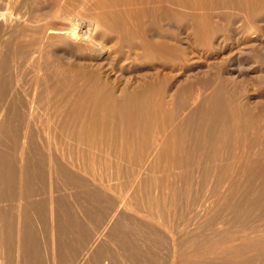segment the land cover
<instances>
[{"label":"rangeland","instance_id":"374dc122","mask_svg":"<svg viewBox=\"0 0 264 264\" xmlns=\"http://www.w3.org/2000/svg\"><path fill=\"white\" fill-rule=\"evenodd\" d=\"M30 5L0 82L75 165L93 263L224 264L254 239L239 253L264 264V0Z\"/></svg>","mask_w":264,"mask_h":264},{"label":"bare ground","instance_id":"6f19581e","mask_svg":"<svg viewBox=\"0 0 264 264\" xmlns=\"http://www.w3.org/2000/svg\"><path fill=\"white\" fill-rule=\"evenodd\" d=\"M30 3L0 0V47L21 23ZM25 98L18 102L0 82V264L5 258L12 264H94L91 255L100 235L84 229L59 182L72 176L69 168L75 165L44 127L36 104ZM252 240H244L241 248L228 246L218 252L225 257L223 263L249 264L239 252L253 245ZM261 253L264 256V250Z\"/></svg>","mask_w":264,"mask_h":264}]
</instances>
